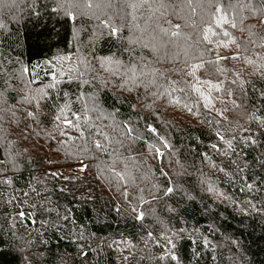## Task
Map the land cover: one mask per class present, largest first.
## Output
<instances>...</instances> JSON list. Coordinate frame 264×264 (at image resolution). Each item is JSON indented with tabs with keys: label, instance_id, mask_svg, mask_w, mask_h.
<instances>
[{
	"label": "trees",
	"instance_id": "1",
	"mask_svg": "<svg viewBox=\"0 0 264 264\" xmlns=\"http://www.w3.org/2000/svg\"><path fill=\"white\" fill-rule=\"evenodd\" d=\"M0 264H264V0H0Z\"/></svg>",
	"mask_w": 264,
	"mask_h": 264
},
{
	"label": "snow or ice",
	"instance_id": "2",
	"mask_svg": "<svg viewBox=\"0 0 264 264\" xmlns=\"http://www.w3.org/2000/svg\"><path fill=\"white\" fill-rule=\"evenodd\" d=\"M69 2H70V0H69ZM88 6L91 7V4L89 3ZM137 6H138V5H137L136 3H131V4L129 5V7H131L132 9H135ZM61 7H64V4H63V3L61 4ZM65 11H66L69 15L71 14L69 8H65ZM218 11H219V9H218ZM226 22H227V18H226L225 16H219V17L215 20V23H216L217 25H221V26H222L224 23H226ZM179 27H180V25H178V24L175 25V28L179 29ZM232 27H236L235 23L232 24ZM113 31H115V29H113ZM163 31L167 32V30H163ZM205 31H206V33H211L212 35H215V33L213 32V29H212L211 27L207 28ZM171 35H172V36H177V35H179V32H178V31H177V32H172ZM224 35L227 36V35H230V34H229L228 32H225ZM204 38H205V39H210L209 35H207V34L205 35ZM225 58H226V57H225ZM233 58H235V57H233ZM200 67H203V65H202V64H201V65H194V66H193V71H195L196 68H200ZM205 99L208 100V97H206ZM177 102H178V101H177ZM209 102H210V101H209ZM205 106H207V104H206ZM57 119H59V117H57ZM66 123L71 124L72 122H71V121H66ZM77 127H78V125H77ZM128 131L131 132L132 129L129 128ZM151 131L155 132L156 129H155V128H152ZM221 138H222V137H221ZM161 139H163V138H161ZM253 142H254V141H253ZM96 147H97V148H103V145H101V144L99 143V141H97V142H96ZM171 191H172V189L169 188V189H168V192H171ZM142 216H143V214L141 213V214H140V218H142ZM173 258L175 259V257H173Z\"/></svg>",
	"mask_w": 264,
	"mask_h": 264
}]
</instances>
